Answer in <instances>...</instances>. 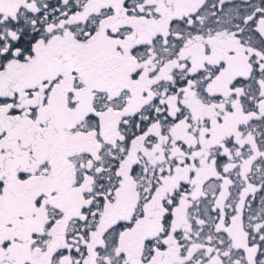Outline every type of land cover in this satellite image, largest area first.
I'll return each mask as SVG.
<instances>
[{
    "label": "snow or ice",
    "instance_id": "obj_1",
    "mask_svg": "<svg viewBox=\"0 0 264 264\" xmlns=\"http://www.w3.org/2000/svg\"><path fill=\"white\" fill-rule=\"evenodd\" d=\"M0 264H264V0H0Z\"/></svg>",
    "mask_w": 264,
    "mask_h": 264
}]
</instances>
